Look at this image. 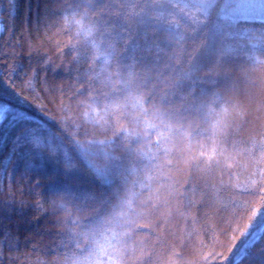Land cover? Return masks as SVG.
Segmentation results:
<instances>
[{"label": "trees", "instance_id": "1", "mask_svg": "<svg viewBox=\"0 0 264 264\" xmlns=\"http://www.w3.org/2000/svg\"><path fill=\"white\" fill-rule=\"evenodd\" d=\"M0 264H264V0H0Z\"/></svg>", "mask_w": 264, "mask_h": 264}, {"label": "snow or ice", "instance_id": "2", "mask_svg": "<svg viewBox=\"0 0 264 264\" xmlns=\"http://www.w3.org/2000/svg\"><path fill=\"white\" fill-rule=\"evenodd\" d=\"M4 119H5V113L0 112V122H3Z\"/></svg>", "mask_w": 264, "mask_h": 264}, {"label": "rangeland", "instance_id": "3", "mask_svg": "<svg viewBox=\"0 0 264 264\" xmlns=\"http://www.w3.org/2000/svg\"><path fill=\"white\" fill-rule=\"evenodd\" d=\"M0 112H4L5 113V109L4 108H0Z\"/></svg>", "mask_w": 264, "mask_h": 264}]
</instances>
